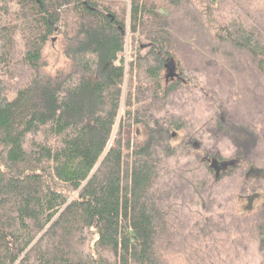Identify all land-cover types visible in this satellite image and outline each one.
<instances>
[{"label":"trees","instance_id":"16d2710c","mask_svg":"<svg viewBox=\"0 0 264 264\" xmlns=\"http://www.w3.org/2000/svg\"><path fill=\"white\" fill-rule=\"evenodd\" d=\"M0 264H264V0H0Z\"/></svg>","mask_w":264,"mask_h":264},{"label":"rangeland","instance_id":"374dc122","mask_svg":"<svg viewBox=\"0 0 264 264\" xmlns=\"http://www.w3.org/2000/svg\"><path fill=\"white\" fill-rule=\"evenodd\" d=\"M49 51L52 55V59H53V62H54V65H57L60 63L61 61V52L59 51L58 47L56 46V44L52 43L50 46H49ZM176 71H177V68L176 67H166L163 72H162V81L164 84H167L173 80H175L176 76ZM230 164L229 162H227L226 164H224L223 166H218L216 167L217 169V172H222L224 170H227L229 167H230ZM253 201H254V198H249L248 196H242L240 195L239 196V200H238V208L240 210H246L248 208H250L253 204Z\"/></svg>","mask_w":264,"mask_h":264},{"label":"water","instance_id":"95a60500","mask_svg":"<svg viewBox=\"0 0 264 264\" xmlns=\"http://www.w3.org/2000/svg\"><path fill=\"white\" fill-rule=\"evenodd\" d=\"M213 163H216V161H213ZM249 198L251 199V198H254V194H251L250 196H249Z\"/></svg>","mask_w":264,"mask_h":264}]
</instances>
